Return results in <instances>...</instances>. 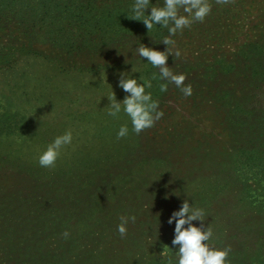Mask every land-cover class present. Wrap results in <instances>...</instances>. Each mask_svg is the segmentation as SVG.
<instances>
[{
  "label": "rangeland",
  "instance_id": "1",
  "mask_svg": "<svg viewBox=\"0 0 264 264\" xmlns=\"http://www.w3.org/2000/svg\"><path fill=\"white\" fill-rule=\"evenodd\" d=\"M77 2L111 11L104 22L116 39L92 52H81L76 38L70 35L68 39L46 40L48 37L43 34L44 39L34 37L27 49L20 45L26 38L22 34L0 35V155L12 158L9 163L0 162V186L7 180H48L52 186L47 187L50 191H44L42 197L49 196L54 202L62 198L70 200L75 198L76 180H82L79 188L84 190L94 188L99 180H114L118 184L112 162H120L119 152L133 146L154 147L157 138L161 149L182 140L181 148L172 152L174 162L143 160L137 168L141 172L133 170L126 182L117 185L125 184L131 190L122 188L114 192L110 185V193L104 196L107 207L99 214L110 213L114 221L105 231L99 226L88 244L95 249L110 250L96 260L107 264H153L154 257L161 255L172 256L171 264H177L178 245L172 244L175 223L169 224L168 219L188 199L206 211L205 227L213 230L209 243L213 247H230V264H264V161L257 157H252L253 164L237 161L229 143L226 149H216L215 140L229 142L233 131H228L223 120L212 114L213 99L204 100L194 97L195 94L186 97L174 83L161 92V81L153 80L150 91L163 111L153 127L136 134L131 131L126 114L121 113L119 118L109 116V100L105 96L113 89L118 99L126 95L119 86L121 73L151 78L159 72L146 57H139L136 49L142 43L164 50L167 45L162 39L168 31L157 26L149 32L142 21L129 18L126 13L133 0ZM153 2L161 4L163 0ZM210 2L212 11L204 21L194 22L175 34V48L181 55H170L168 65L174 72L186 74L184 83L193 88L196 84L192 78L196 75L202 78L207 66L217 80L213 86L222 78L235 80L237 72L243 79L256 71L264 72V0ZM64 10L75 24L93 22L89 16L80 19L77 11L73 16ZM62 20L68 22L69 18L60 19L57 15L52 18L55 24ZM19 36L23 38L17 40ZM25 41L29 43V39ZM230 64L235 67H229ZM135 65L139 70L133 71ZM249 84L241 82L238 87ZM253 90V104L264 112V81ZM125 123L129 135L117 138L120 126ZM67 130L73 132L72 145L62 150L54 168L41 167L39 154ZM163 140L166 141L161 143ZM199 143L202 147L198 154L192 146ZM101 171L106 172V177L97 179L93 172ZM146 175L152 181H145L146 186L138 183ZM61 180L69 181L71 187ZM199 180L206 189L210 180L227 186L218 196L199 195L205 188H200ZM68 189L73 195L68 194ZM132 215L136 219L129 220L127 234L121 236L117 230L121 218Z\"/></svg>",
  "mask_w": 264,
  "mask_h": 264
},
{
  "label": "trees",
  "instance_id": "2",
  "mask_svg": "<svg viewBox=\"0 0 264 264\" xmlns=\"http://www.w3.org/2000/svg\"><path fill=\"white\" fill-rule=\"evenodd\" d=\"M61 1L64 0H0V35L13 37L16 34H22L29 39V43H27L26 38L22 37L23 40L20 42L22 49L30 48L34 37L35 40H42L43 34L48 37L46 40L59 37L68 39L67 36L70 35L76 38L77 48L81 52H92L93 49L116 39L104 22L107 14L111 12L107 8L103 9L96 5L86 6L82 2L78 3L77 0H66L64 5H61ZM64 9L70 11L73 16L77 11L80 19L83 16H89L88 18L93 22L75 24L73 17ZM55 15L60 19L69 18V21H57L55 24L52 21ZM119 15L122 16V13ZM70 24L73 25L69 27ZM20 37L16 39L18 40ZM258 53L260 54V50ZM244 57L247 59V54ZM229 67L234 68L235 66L230 64ZM205 70L202 78H199L201 75L192 78L196 84L193 88L194 97L199 96L204 100L213 99V102L210 103L212 114L223 120L228 131H233L229 134V142L224 139L216 141L213 136L216 142L214 147L226 149L229 143L237 161L253 164L252 157H257L263 162L264 112L257 110L252 99L256 90H253L254 86H258L264 81V72L256 71L245 79L241 78L240 72H237L235 80L230 81L222 78L217 85L213 86L212 83L217 81L213 78L214 71L211 73L210 66H207ZM241 82L247 85L250 83L249 86L252 87H238ZM155 141L154 147L143 149L140 146L136 148L133 146L130 147L132 149L121 151L122 155L119 152L120 162L117 160L112 162L115 167L114 173L119 179L117 180L118 184L126 182L125 179L133 174V170L135 171L143 160L145 163L150 161L174 162L172 152L176 148H181L179 144L182 140L175 144H168L163 149L157 146L160 139L157 138ZM165 141L163 140L161 143ZM201 145L199 143L192 146L198 154L201 152L199 151ZM214 151L212 149V152ZM153 154L156 155L155 159ZM11 159L7 155H0L1 163H9ZM128 168L131 172H128ZM93 173L97 175V179L106 177L104 171ZM81 181L76 180L75 198L70 200L62 198L57 202H54L49 196L42 197L41 195L44 191H50L47 187L52 184L48 180H7V183L2 182L0 186L1 264H107L105 261H97L96 258L105 256L104 253H108L110 248L99 250L88 247V244L92 241V235L98 231L99 226H102L105 231L114 221L110 217V213L99 214L107 207L104 196L110 193V185H113L114 192L122 188H124L122 191L131 189L125 184L117 186L118 184L114 180H99L94 188L84 190L82 187L79 188ZM145 181L152 180H149V176L146 175L138 183L142 182V185L146 186ZM199 181L203 184L200 188L205 187L204 192L200 191L199 195L206 193L211 197L218 196L222 191H225L224 188L227 186L210 180L206 189L204 182ZM60 182L71 187L69 181L61 180ZM134 188L136 186L132 187V190ZM157 190L155 189L154 192ZM67 192L69 195H73L71 189H68ZM66 230L69 232L68 238L63 236ZM171 261L172 256L171 258L161 255L154 257L155 264H171Z\"/></svg>",
  "mask_w": 264,
  "mask_h": 264
},
{
  "label": "clouds",
  "instance_id": "3",
  "mask_svg": "<svg viewBox=\"0 0 264 264\" xmlns=\"http://www.w3.org/2000/svg\"><path fill=\"white\" fill-rule=\"evenodd\" d=\"M216 2L224 3L226 0H216ZM212 7L210 0H163L161 4H155L153 0H133L130 11L126 13L128 17L142 21L149 32L155 30L157 26L166 28L168 35L162 40L167 48L160 50L140 44L136 49L139 57L143 59L146 57L148 63L159 68V72L153 73L151 78L135 77L127 72L121 73L119 86L126 95L118 99L113 89L111 94L105 96L109 100V116L119 118L121 113L126 114L131 121V131L139 134L153 127L163 116V111L159 108V100L155 99L153 92L150 91L153 88V80L161 81L159 84L161 92H166L169 83H174L181 88L186 97L193 94L192 85L184 83L186 74L174 72L168 65V58L170 55L174 57L181 55V51L175 48V34L191 27L194 22L204 21L211 13ZM136 70L139 69L135 65L133 71ZM129 132V126L125 123L120 126L117 138L126 137ZM72 143L71 130L56 136L39 154V165L54 168L62 150ZM205 216V209L195 207L190 200L184 199L181 206L169 217L168 223H175L172 244L178 245L177 264H230L228 260L230 247H213L209 243L213 237V230L211 227H205ZM135 219L134 215L121 218V223L117 227L121 236L127 234L129 220ZM195 221L200 223L197 224ZM63 236L68 238L69 232L66 230Z\"/></svg>",
  "mask_w": 264,
  "mask_h": 264
}]
</instances>
